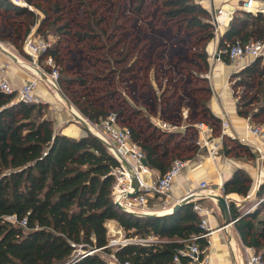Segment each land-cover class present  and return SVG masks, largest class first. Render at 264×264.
<instances>
[{"label":"trees","instance_id":"16d2710c","mask_svg":"<svg viewBox=\"0 0 264 264\" xmlns=\"http://www.w3.org/2000/svg\"><path fill=\"white\" fill-rule=\"evenodd\" d=\"M36 1L27 0L32 4ZM152 1L164 8L166 16L183 19L190 28L203 29L201 37L205 40L214 35L210 11L200 2ZM137 2L140 8L143 0ZM0 6L27 13L32 20L37 17L27 6L11 0H0ZM93 19L96 21L89 22L90 29L96 31L95 34L106 35L99 25L101 17ZM59 32L67 33V30ZM90 33L94 34H75L82 38ZM263 37L264 12L241 9V14L232 15L226 29L221 31L220 57L225 63H231L224 49L236 38L246 41ZM54 43L47 53L58 64ZM203 55L206 59V53ZM234 78L232 87L249 84L257 88L255 94L239 96V114L261 121L264 116L262 56L255 57L241 70L233 71L230 80ZM58 80L59 84L60 81L71 84L77 78L61 74L59 68ZM211 91L210 86L204 87L200 113L211 119L207 123L213 131L219 123L218 133L221 119L208 105ZM73 103L91 123L109 114L103 107ZM46 109L45 102L24 101L17 98L16 91L6 92L0 88V264H114L102 251L114 254L120 264H192L189 256L180 251L186 247L189 237L203 230L201 216L194 209L203 198H191L176 210L162 214L136 213L119 207L113 196L115 177L111 173L119 162L107 144L90 129L80 136L57 130L53 120L46 116ZM123 112L117 111L121 121ZM142 114L138 109L127 114L133 122L129 127L133 138L145 151L146 163L162 174L174 158L181 157L183 142L189 140L188 133L196 125L189 123L184 130L163 129ZM252 182L250 174L238 167L224 181V190L247 197ZM230 211L242 244L253 246L264 259V180L252 198L240 205L231 200ZM8 215H15L18 221H10ZM23 219H26L25 225L20 223ZM108 220L116 221L126 237L154 235L157 239L144 243L131 241L112 249ZM198 241L203 256L209 243L204 238ZM81 249L91 252L82 255ZM176 255L179 261L175 260Z\"/></svg>","mask_w":264,"mask_h":264},{"label":"rangeland","instance_id":"374dc122","mask_svg":"<svg viewBox=\"0 0 264 264\" xmlns=\"http://www.w3.org/2000/svg\"><path fill=\"white\" fill-rule=\"evenodd\" d=\"M137 1L38 0L34 4L29 3L31 6L28 7L37 16L33 19L35 23H31L33 17L27 13L0 6L1 46L15 52L22 60L16 59V62L28 69L22 64L31 65L22 50L23 40L34 34L49 39L52 44L55 42L61 74L77 78L71 84L60 81L62 97L72 103L77 101L82 106L103 107L109 113L124 110L122 122L128 126H132L133 122L127 114L136 109L163 129L184 130L189 123L211 121L200 113V98L206 85L212 90L211 70L218 62H224L214 56L221 33H217L213 26L214 35L205 40L201 37L203 29L190 28L185 20L166 16L160 4L143 0L139 8ZM241 9L239 6L235 8L233 15L241 14ZM93 17H101L99 25L106 35L95 34L96 31L90 29L89 22L96 21ZM60 30H67V33H60ZM76 32L94 34H85L80 38ZM209 43H213L211 49ZM261 56L264 59V54ZM239 60L226 64H235ZM217 76L222 78V72L217 71ZM236 78L230 80L229 77V84ZM232 88L235 96L255 94L257 90L249 84ZM260 120L264 123V116ZM71 124L85 132L88 129L84 126L87 124L76 117ZM218 129L219 123H216L214 133ZM188 136L189 140L183 142L185 146L180 157L183 159H190L186 155L197 157L200 153L198 128L192 127ZM235 141L238 139L227 140L223 151L236 152L240 145ZM223 193L221 190L220 194ZM201 203L213 207L214 212L217 210L213 200ZM171 204L158 195H148V206L153 211H161ZM107 227L109 242L126 237L116 221L108 220ZM110 246L112 249L116 247ZM102 254L115 261L112 253L102 251Z\"/></svg>","mask_w":264,"mask_h":264},{"label":"built area","instance_id":"2783aa9c","mask_svg":"<svg viewBox=\"0 0 264 264\" xmlns=\"http://www.w3.org/2000/svg\"><path fill=\"white\" fill-rule=\"evenodd\" d=\"M15 4L30 7L27 0H11ZM238 6L244 10L257 12H264V0H241ZM234 9L227 10L223 7L210 9L211 21L217 33H221L222 26L227 25L232 18ZM1 45V42H0ZM52 42L42 36H35L30 34L23 40V49L30 60L33 68V75L18 88L11 85L5 71L8 68L7 64L0 67V88L6 92L16 91L17 98L28 102H42V99L35 93V88L40 82H44L48 88L55 91L60 90L59 84V66L55 58L47 53ZM8 49V48H7ZM218 48L214 50V56L220 59L221 53L217 52ZM230 61H236L246 56L253 58L264 54V37L260 39L242 40L236 38L228 43L227 48L224 49ZM211 52V51H210ZM238 101L239 96H235ZM77 119L86 123L99 138H101L108 146L109 150L116 157L119 164L114 167L111 173L115 180L113 184L114 200L117 197L122 198L124 209L136 212L145 213L153 211L148 206V195H158L161 200L167 204H171L172 200V186L174 179L178 174L188 165L189 159L176 158L171 166L164 172L159 173L154 168H151L146 163V155L141 145L133 138L131 128L122 123L121 117L116 112L109 113L106 117L98 122L89 123L82 115L76 112ZM83 118L82 119H80ZM220 130L214 133L213 128L205 121L195 123L198 128L199 136L197 144L199 147H206L208 154L211 157L216 156L221 147H223L225 137L237 138L240 142L249 145L255 153L256 159L260 162L264 159V123L256 122L251 118H247L246 130L249 134L255 137V140L249 139L247 136H238L230 124L227 112L224 111L220 118ZM134 179L139 181L140 191L135 196H129L127 192L132 189ZM224 190L222 183L219 184ZM217 190L210 186L209 182L202 180L199 182L196 189H189L178 200L186 198H205L212 197L215 201L214 195ZM228 198L227 194H225ZM173 203V202H172ZM171 204L170 207H172ZM167 209V208H166ZM194 209L201 216L202 232L195 234L188 239L186 247L181 250L182 254L189 256L192 264H209V259L206 253L201 256L203 250L199 244V239L204 238L208 243L211 242L213 233L223 226L212 224L210 216L214 213L211 207L202 206L199 203L194 205ZM155 212V211H153ZM7 218L12 222H17L15 215H8ZM22 225L26 224V219L20 221ZM157 237L150 235L148 237H124L121 239H114L109 242V245H123L131 241L149 242L156 240ZM235 249V246L233 245ZM248 253L247 264H264V259L261 254L256 251L253 246H246ZM82 255H85L91 250H80ZM117 262L115 255L113 254ZM175 260L179 261V256H175Z\"/></svg>","mask_w":264,"mask_h":264},{"label":"crops","instance_id":"0c3cea01","mask_svg":"<svg viewBox=\"0 0 264 264\" xmlns=\"http://www.w3.org/2000/svg\"><path fill=\"white\" fill-rule=\"evenodd\" d=\"M196 1L204 5L209 11L214 7H223L227 10L235 9L241 2V0ZM227 26L228 24L222 26V31L225 30ZM211 44L213 46V43ZM1 45L3 46L2 43ZM22 50L24 51L23 47ZM18 58L20 59L17 55V61H19ZM252 59L254 58L246 56L235 64H226L225 62H218L216 64L214 69L210 72L212 93L208 99V105L212 112L219 118H221L224 111L227 112L230 124L238 136H247L249 139L256 141L255 137L249 134L246 130L245 125L247 117L239 114L238 103L232 91V85L229 84L230 71L242 67ZM4 64L8 65L5 74L11 85L15 88L21 86L33 75V71L30 69L33 67L32 65L23 63L28 69L22 67L16 62V60L4 52L0 46V67ZM217 71L222 72V78H218ZM35 93L42 99V102L47 104L46 116L53 120L54 126L57 130H61L62 132L73 136L86 133L78 126H73V124H71V122L75 120L76 111L80 115L82 114L76 109L73 103L62 97L61 88L60 90L55 91L48 88L44 82H40L35 88ZM83 117L91 123L85 116ZM84 126L89 129L87 125ZM227 140L232 139L226 138V141ZM235 142H238L240 145L236 152L230 151L227 153L223 151V147H221L219 153L214 157L209 156L206 147H200V153H197V157H190L188 165L174 179L171 192V203L173 202V205L176 204L187 190L195 189L202 180L208 181L210 186L218 191L217 194H220V191L223 189L219 187V184H224V181L231 177L234 170L238 167L245 169L252 177L253 182L250 194L245 197L237 192L226 193L225 190H223V192L227 194L229 199L234 200L237 205L242 204L248 198H252L258 185L264 180V159L260 162L256 159L255 153L249 145L244 144L239 140ZM228 147H230V145H228ZM207 200H213V203L215 201L210 196L203 198L201 201L205 202ZM211 208L214 210L213 207ZM170 209L171 207H168L167 209L155 212L166 213L169 212ZM210 221L212 224H218L220 226L226 224L218 205L217 210L215 209V212L210 216ZM233 245L235 246V249L233 248ZM206 255L208 256L209 264H247L248 253L246 251V246L242 244L233 222L227 223L224 227L217 229L213 233L211 242L206 249Z\"/></svg>","mask_w":264,"mask_h":264},{"label":"water","instance_id":"95a60500","mask_svg":"<svg viewBox=\"0 0 264 264\" xmlns=\"http://www.w3.org/2000/svg\"><path fill=\"white\" fill-rule=\"evenodd\" d=\"M2 49H3V51L6 52L9 56H11L14 60L17 59V55H16L14 52H12L11 50L6 49L5 47H2ZM217 52H218V53H221L220 44H219V46H218V50H217ZM80 119L83 120V118H81V117H80ZM223 186H224V184H223ZM139 191H140V188H139V181H138L137 179H134V181H133V183H132V189L129 190V191L127 192V194H128L129 196H135V195H137V193H138ZM214 197H215V199H216V203H217V205H218V207H219V209H220V212H221L223 218L225 219L226 224H227V223H232V222H234L235 220H234V218H232V216H231V211H230V202H231V199L227 198L226 195H225V193H223V194H215ZM190 200H191V198H186V199H184V200H180V201H178L176 204H174V205L172 206V210H171V211L176 210L177 208L180 207V205H181L182 203H184V202H188V201H190ZM115 202H116V204H117L119 207L124 208L123 203H122V198H121V197H117V198L115 199ZM171 211H170V212H171ZM166 213H167V212H166ZM143 214H162V213H158V212L150 211V212H145V213H143Z\"/></svg>","mask_w":264,"mask_h":264},{"label":"bare ground","instance_id":"6f19581e","mask_svg":"<svg viewBox=\"0 0 264 264\" xmlns=\"http://www.w3.org/2000/svg\"><path fill=\"white\" fill-rule=\"evenodd\" d=\"M1 46V45H0ZM2 47V46H1ZM210 49L212 48V44L210 43V47H209ZM18 60L21 62L22 60L21 59H19L18 58ZM23 64V63H22ZM33 68V67H32ZM75 110V109H74ZM76 111V110H75ZM77 112V111H76ZM172 210V207H171V209L169 210V212ZM158 213H161V212H158ZM163 213V212H162ZM111 226V225H110Z\"/></svg>","mask_w":264,"mask_h":264}]
</instances>
